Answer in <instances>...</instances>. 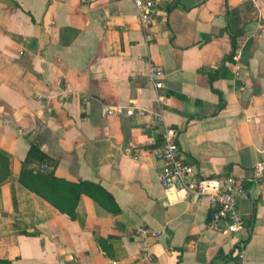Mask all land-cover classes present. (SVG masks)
I'll return each mask as SVG.
<instances>
[{
    "label": "crops",
    "instance_id": "0c3cea01",
    "mask_svg": "<svg viewBox=\"0 0 264 264\" xmlns=\"http://www.w3.org/2000/svg\"><path fill=\"white\" fill-rule=\"evenodd\" d=\"M153 2L144 26L133 0H0V264H264V0ZM164 127L198 176L246 188L244 234L161 188ZM31 143L46 162L27 169L49 165L36 183L20 179ZM139 226L159 233L151 259Z\"/></svg>",
    "mask_w": 264,
    "mask_h": 264
},
{
    "label": "built area",
    "instance_id": "2783aa9c",
    "mask_svg": "<svg viewBox=\"0 0 264 264\" xmlns=\"http://www.w3.org/2000/svg\"><path fill=\"white\" fill-rule=\"evenodd\" d=\"M140 22L148 26L152 22L154 12L153 0H133ZM147 76L152 81L155 89L163 88V69L154 63H149ZM157 102L164 104L162 97ZM113 113V110H107ZM132 108L126 109V114L132 113ZM142 115V111H138ZM156 120L161 115L155 116ZM178 132L174 128L164 127L160 146L153 151L156 161L159 163L158 182L161 188L172 191L178 198H191L193 203H198L202 197L209 200L213 207L207 221V228L224 235L241 236L247 231L246 221L238 211L236 205L241 199L248 197V191L243 184L232 175L222 178H205L198 176L193 168L183 161L179 152ZM133 158H138L137 151H134ZM49 168L48 163L40 164L36 171L41 172ZM253 180L258 181L264 178V158L256 161L252 168ZM159 233L149 227L139 226L134 236L140 241L141 254L151 259L148 246L149 240L156 238ZM239 254L242 251L244 242L239 240Z\"/></svg>",
    "mask_w": 264,
    "mask_h": 264
},
{
    "label": "trees",
    "instance_id": "16d2710c",
    "mask_svg": "<svg viewBox=\"0 0 264 264\" xmlns=\"http://www.w3.org/2000/svg\"><path fill=\"white\" fill-rule=\"evenodd\" d=\"M231 35H232L231 37H232V42H233V49H235V38H236V36L234 34H231ZM32 158H37L38 161H40V162H46V156L43 153H41L35 147V145L33 143L30 144V147H29V150L27 153V157H26L25 161L23 162L20 179L22 180V176H26L30 180H33L34 183H36L39 180V178L37 177L39 172L33 173L31 170L27 169V166L31 162ZM8 176H9V161H8L7 157L5 156V154L0 151V183L3 182ZM43 179L45 180L44 185L48 184L47 181H53V182L55 181V179L53 177H50V178L44 177ZM73 206H74V203H73L72 207ZM72 207H71V209H72ZM68 212H70V211H68Z\"/></svg>",
    "mask_w": 264,
    "mask_h": 264
}]
</instances>
